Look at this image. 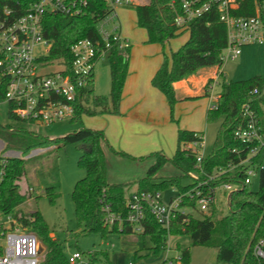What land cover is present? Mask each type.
I'll return each instance as SVG.
<instances>
[{
  "label": "trees",
  "instance_id": "obj_1",
  "mask_svg": "<svg viewBox=\"0 0 264 264\" xmlns=\"http://www.w3.org/2000/svg\"><path fill=\"white\" fill-rule=\"evenodd\" d=\"M37 0H0V13L4 9L15 17L25 12L31 3ZM238 6L232 11L236 15H253L261 9L264 0H236ZM134 8L138 26L145 29L147 43H159L164 46L182 31L188 33L187 39L168 56L163 53V60L151 78V84L166 98L170 111L179 100L173 83L197 73L202 68L220 67L223 59L221 51L226 46V28L219 20L216 5L200 15L188 20L184 27L177 26L174 18L182 14L179 0H146L144 3L131 4ZM110 7L106 0H89L82 13L65 15L59 12H46L42 17V35L50 43L47 61H64L70 65L72 54L70 46L76 40L88 37L104 45L97 31V22L107 15ZM127 45L124 50L111 41L106 52L105 61L109 66L110 88L108 94L94 93L93 73L87 78L86 84L79 90L75 100L74 115L69 121H77L81 115H97L100 113H118L121 92L128 70ZM209 79L208 81H210ZM219 91L215 100V108L208 107L205 121L212 122L222 117L216 131L211 151L202 160V167L210 172L229 161H236L234 148L241 149L243 144L234 138L235 128L243 123V107L249 104L254 109L264 105V77L254 75L241 80L218 81ZM259 93L253 95V88ZM6 81L0 80V102L4 101ZM11 104L8 103V109ZM8 115L15 118L8 110ZM186 129L177 130V147L171 158L162 152H154L143 158H154L144 176L136 179L137 191L164 190L172 185L183 190V178L189 171L196 170L194 155L182 148V142L193 139V133ZM22 153L55 142L59 146L80 142L85 145L83 153L78 158V165L84 169L85 175L78 179L72 189L71 199L74 214L82 233L97 232L106 236L109 232H131L133 225L123 221L120 225H108L104 221V206H109L114 212L126 214L125 187L127 182H111L107 177V148L112 153L135 160L123 151H117L109 145L103 131L91 128H80L58 138L33 135ZM7 148V147H6ZM171 161L179 170L178 175H167L159 179L156 173ZM26 159L22 156H7L5 175L0 185V210L12 215L27 231L36 235L39 241L38 264H68L67 255L62 243L51 235L49 226L38 210L22 212L16 207L25 201L26 195L19 190L18 180L25 173ZM50 203H54L57 193L53 186H47L43 191ZM229 212L215 218L209 216L196 217L192 213L177 214L169 229L159 225L150 212L145 211L141 221L142 234L151 242L154 254L165 250L167 233L171 235H186L191 246H208L216 251L217 261L224 264H264L253 254L256 241L264 238V165L259 169L257 187L252 183L244 184L230 193L228 198ZM42 246V251L41 247ZM182 264L189 263V248L181 249ZM93 263L96 262V251H91Z\"/></svg>",
  "mask_w": 264,
  "mask_h": 264
},
{
  "label": "built area",
  "instance_id": "obj_2",
  "mask_svg": "<svg viewBox=\"0 0 264 264\" xmlns=\"http://www.w3.org/2000/svg\"><path fill=\"white\" fill-rule=\"evenodd\" d=\"M89 0H37L18 16H11L8 9L0 13V80L6 81L4 101L11 104L10 113L17 119L51 124L74 115V103L79 90L93 73L98 60L106 57L111 41L124 50L128 45L119 31L117 8L127 6L131 0H106L110 7L107 15L96 24L104 45L88 37L76 40L70 46L72 59L70 65L64 61H47L50 43L42 35V17L46 12H59L73 16L82 13ZM182 14H177L174 22L184 27L188 20L216 5L219 20L226 28V46L221 57L234 59L245 45H264V1L261 9L253 15H236L232 11L238 6L236 0H179ZM47 46L45 55L36 53L37 45ZM220 73H218L219 76ZM209 105L215 108L218 86L216 77L209 82ZM251 93H259L255 87ZM244 121L234 130V138L243 144L241 149L234 148L236 161H229L207 172L201 163L204 153V134L194 132L193 139L182 142V148L194 155L196 170L189 171V182L183 190L172 185L173 194L165 200L163 191H133L126 196V214L114 212L104 206V221L108 225L127 221L142 230L141 221L145 211L150 212L156 222L169 229L177 214L200 211L203 216L212 214L219 197L228 206L232 191L244 184L257 181L262 166L260 155L264 149V105L252 108L248 103L243 107ZM6 155H0V185L5 175ZM168 245L160 264H182L181 252L169 257ZM253 254L264 261V238L256 241ZM39 241L36 235L27 231L12 215L0 210V264H38ZM68 264H94L92 253L76 250L67 255ZM127 264H137L130 261Z\"/></svg>",
  "mask_w": 264,
  "mask_h": 264
},
{
  "label": "rangeland",
  "instance_id": "obj_3",
  "mask_svg": "<svg viewBox=\"0 0 264 264\" xmlns=\"http://www.w3.org/2000/svg\"><path fill=\"white\" fill-rule=\"evenodd\" d=\"M131 1V4H140L146 0ZM131 4L118 10L122 25L126 28L132 27L136 31L146 32L144 28L138 26L136 13ZM186 34V31H182L179 35L172 38L165 44V49L168 51L169 47L172 50L178 48L185 40ZM240 50L241 53L236 58H224L222 65L215 67L217 70L220 69L222 71L221 78H218V81L222 79L226 81L241 80L254 75L264 77V45H245L240 47ZM35 51L45 55L47 46L39 44L35 47ZM93 70L95 80L94 93L108 94L110 75L107 62L104 59L98 60ZM203 91H205L204 88ZM218 91L219 87L217 86L216 94ZM201 99L205 108L208 104V99L203 97ZM212 101L214 102L213 99ZM8 110V104L5 101H1L0 155L22 156L26 159L25 173L18 180L19 190L26 195V199L16 207V210L24 213L38 210L46 220L51 235L58 238L62 243L66 255L76 250L82 252L94 250L97 253L94 264H127L130 261L137 264H160L165 251L154 254L150 248L151 242L149 238L143 235L142 230L136 226H133L131 232H109L106 236H101L97 232H81L82 228L77 224L75 218L71 192L75 182L85 175L84 169L78 165V158L85 149L84 144L77 142L59 146V144L50 140L51 142L37 146L26 154L22 153L24 147L33 140V135L58 138L83 127L101 130L104 128L102 126L106 125V116H103L102 113L93 116L81 115L75 122L65 119L51 124H38L11 118L8 115ZM178 118L177 112L169 111L170 126L164 127L160 134L166 144L169 145L172 140V154H174L177 147L176 132L173 135V130L178 125ZM221 121L222 117L203 124V151L206 154L211 151L214 137ZM103 133L105 134V132ZM105 150L108 180L111 182H127L125 196L130 195L136 189L134 181L146 174L147 169L154 162V158L147 157L133 161L127 157L116 155L107 148ZM172 154L169 156L172 157ZM259 161L264 165V149ZM179 173L180 170L171 161H167L156 173V177L159 179L163 176L178 175ZM188 182V177L183 178V184ZM47 186H53L55 193H57L54 203H50L47 195L43 192ZM256 187L257 181L255 180L252 183V188ZM172 194L173 192L170 188L163 191L165 200ZM191 212L196 217L203 216L198 209ZM228 212L229 208L223 199V195H221L212 211V215L217 218L224 216ZM167 235V245L170 249L168 251L169 257H174L181 249L187 247L190 254L188 264H224V262L217 261L214 248L202 245L191 246L190 239L186 235L176 236L171 235L169 232ZM40 247L42 251V246L40 245Z\"/></svg>",
  "mask_w": 264,
  "mask_h": 264
},
{
  "label": "crops",
  "instance_id": "obj_4",
  "mask_svg": "<svg viewBox=\"0 0 264 264\" xmlns=\"http://www.w3.org/2000/svg\"><path fill=\"white\" fill-rule=\"evenodd\" d=\"M125 7H118L117 15L119 31L129 46L128 70L121 92L119 112L102 113L106 116V125L102 126L104 128L101 130L105 132V138L113 149L127 153L135 158L134 161L154 152H162L171 157L169 155L172 154V140L168 145L160 136L161 130L170 126V107L165 96L152 86L151 78L163 60V53L169 56L173 50L169 47L167 51L166 43L164 46L159 43H147L146 32L124 27L118 10ZM187 36L188 33L185 40ZM215 67L202 68L199 71L203 72L198 71L173 83L179 98L173 108L174 113L177 112L179 115L178 125L173 130V135L176 132V146L179 128L203 133V124L204 122L206 124L205 113L213 103L208 80L214 77L218 80L222 75V71ZM202 97L208 99L205 108Z\"/></svg>",
  "mask_w": 264,
  "mask_h": 264
}]
</instances>
